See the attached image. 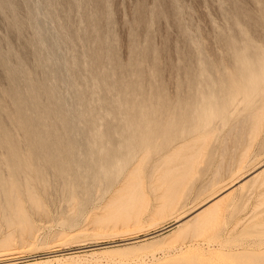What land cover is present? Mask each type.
<instances>
[{
  "label": "rangeland",
  "instance_id": "374dc122",
  "mask_svg": "<svg viewBox=\"0 0 264 264\" xmlns=\"http://www.w3.org/2000/svg\"><path fill=\"white\" fill-rule=\"evenodd\" d=\"M0 264H264V0H0Z\"/></svg>",
  "mask_w": 264,
  "mask_h": 264
},
{
  "label": "bare ground",
  "instance_id": "6f19581e",
  "mask_svg": "<svg viewBox=\"0 0 264 264\" xmlns=\"http://www.w3.org/2000/svg\"><path fill=\"white\" fill-rule=\"evenodd\" d=\"M14 156H15V155H14ZM24 165H25V164H24ZM28 166H29V165H28ZM22 168H23V167H22ZM26 169H27V168H26ZM26 169H24V170H26ZM19 171H20V170H19ZM19 171H18V172H19ZM22 171H23V170H22ZM28 171H29V170H28ZM24 172H25V171H24ZM21 174H22V173H21ZM25 174H26V173H25ZM26 175H27V174H26ZM21 176H22V175H21ZM27 176H28V175H27ZM5 180H6V179H5ZM5 182H6V181H5ZM9 182H10V181H9ZM9 185L11 186L12 184L9 183ZM9 185H8V186H9ZM29 185H30V184H29ZM13 186H14V185H12V187H13ZM12 187H11V188H12ZM8 188H10V187H8ZM24 189H25V188H24ZM16 190H17V189H16ZM31 190H32V189H31ZM31 190H30V191H31ZM11 193H12V192H11ZM33 193H34V192H33ZM12 194H13V193H12ZM15 195H16V194H15ZM12 197H13V196H12ZM14 197H15V196H14ZM16 197H17V196H16ZM13 199L15 200V198H13ZM16 199H17V198H16ZM14 200H13V201H14ZM17 200H20V199H17ZM17 200H16L15 202H17ZM10 202H11V201H10ZM15 202H13V203L16 204ZM18 202H19V201H18ZM18 202H17L16 205H17L18 207H20V206L18 205ZM13 203H12V204H13ZM16 205H13V206H16ZM19 215H20V214H19ZM24 223H25V222H24ZM22 228H23V227H22Z\"/></svg>",
  "mask_w": 264,
  "mask_h": 264
}]
</instances>
